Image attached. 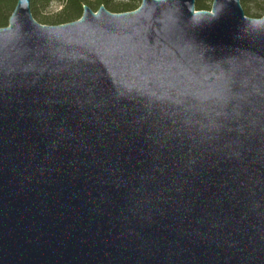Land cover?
I'll use <instances>...</instances> for the list:
<instances>
[{
  "label": "water",
  "instance_id": "obj_1",
  "mask_svg": "<svg viewBox=\"0 0 264 264\" xmlns=\"http://www.w3.org/2000/svg\"><path fill=\"white\" fill-rule=\"evenodd\" d=\"M30 3L0 28V264H264V16Z\"/></svg>",
  "mask_w": 264,
  "mask_h": 264
},
{
  "label": "trees",
  "instance_id": "obj_2",
  "mask_svg": "<svg viewBox=\"0 0 264 264\" xmlns=\"http://www.w3.org/2000/svg\"><path fill=\"white\" fill-rule=\"evenodd\" d=\"M17 0H0V28L8 26L9 17L11 16ZM114 0H91L87 4L98 9L104 6L112 13H124L137 9L134 2L139 0H125V3L113 4ZM62 3L61 11L56 15L55 19L50 21L41 17V12L46 10L51 3ZM86 0H31L30 9L33 18L40 24L44 25H60L78 20L82 15V7L85 6ZM255 4L256 10L251 13L250 5ZM87 6V5H86ZM88 6V7H89ZM241 6L245 16H251L258 19L264 16V0H241ZM139 7V6H138ZM196 10H207L209 7L200 2H195Z\"/></svg>",
  "mask_w": 264,
  "mask_h": 264
},
{
  "label": "rangeland",
  "instance_id": "obj_3",
  "mask_svg": "<svg viewBox=\"0 0 264 264\" xmlns=\"http://www.w3.org/2000/svg\"><path fill=\"white\" fill-rule=\"evenodd\" d=\"M90 1L91 0H86V4L85 5L89 6L87 3L90 2ZM196 1H198V0H195V2ZM199 1L200 2H203V4L206 5L207 7H209V10H210L213 0H199ZM125 2H126L125 0H114L113 1V4H116L117 5V4H121V3H125ZM140 4H141V0L134 2L133 5L134 6H137V8H138V6H140ZM89 7L93 11H96L97 10L95 7H92V6H89ZM249 8L251 10V13H254L255 10H256V5L255 4H252V5H250ZM61 9H62V3L61 2L60 3L53 2V3L50 4V6L46 10H44L43 12H41V17H43V18H45L47 20L52 21V20L55 19L56 15L61 11ZM247 17L253 18V17H251L249 15ZM49 26H52V25H49Z\"/></svg>",
  "mask_w": 264,
  "mask_h": 264
}]
</instances>
